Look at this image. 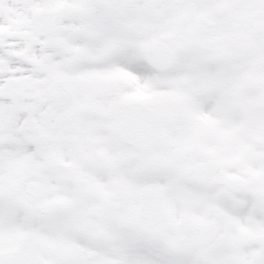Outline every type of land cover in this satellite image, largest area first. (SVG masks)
Wrapping results in <instances>:
<instances>
[{"label": "snow or ice", "instance_id": "snow-or-ice-1", "mask_svg": "<svg viewBox=\"0 0 264 264\" xmlns=\"http://www.w3.org/2000/svg\"><path fill=\"white\" fill-rule=\"evenodd\" d=\"M0 264H264V0H0Z\"/></svg>", "mask_w": 264, "mask_h": 264}]
</instances>
